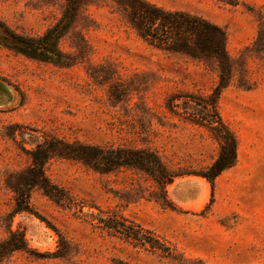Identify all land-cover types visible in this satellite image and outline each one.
Masks as SVG:
<instances>
[{
  "label": "rangeland",
  "instance_id": "obj_1",
  "mask_svg": "<svg viewBox=\"0 0 264 264\" xmlns=\"http://www.w3.org/2000/svg\"><path fill=\"white\" fill-rule=\"evenodd\" d=\"M68 2L0 0V22L38 36ZM76 2L62 63L0 45V242L10 230L26 239L0 264H264V0ZM153 5L226 34L232 73L218 112L237 137V160L213 187L195 174L224 144L205 107L222 70L214 57L143 40L135 23L161 16ZM38 145L53 152L43 187ZM70 147H88L94 163L60 156ZM112 147L147 149L184 175L164 188L140 169L110 170L101 149ZM28 192L30 210L15 212Z\"/></svg>",
  "mask_w": 264,
  "mask_h": 264
},
{
  "label": "trees",
  "instance_id": "obj_2",
  "mask_svg": "<svg viewBox=\"0 0 264 264\" xmlns=\"http://www.w3.org/2000/svg\"><path fill=\"white\" fill-rule=\"evenodd\" d=\"M154 8L161 16L147 18L150 21V25L145 22L147 20L144 22L141 21V23H135V28L143 40L149 45L163 51L185 54L198 60L204 57L202 55L214 57L218 59L217 61L222 70L220 75L222 83L217 88L216 98L211 103L205 102V107H212L214 116L216 117L215 123H217V127L224 136V144L221 146L219 156L215 162L205 172L195 174L205 178L213 187L217 177L223 171L232 167L237 160V137L218 112V98L221 91L230 82L232 73L231 58L224 45L226 34L216 25L198 16H192L184 12L166 11L156 6ZM77 12L76 0H69L67 8L60 20L38 36L16 33L3 22H0V45L31 59L62 63L64 54L61 50L60 43L72 27ZM158 19H160L159 25L161 26L162 34L155 32L156 29H154V25ZM217 34L222 35V42L220 41V43L216 38ZM171 106L174 108V102H172ZM84 149L88 150L89 148L82 147L80 151L75 147H70L67 153L60 154V156L83 161L89 165L93 164L94 160H92V157L95 154ZM40 150L43 151L42 157L41 159L34 158V168L40 172L42 182H36L35 185L43 187V185L49 184V180L45 176L44 165L52 158L53 152L49 146L38 145L34 153ZM101 152L102 156L107 154L103 159L105 165L110 170L118 167L137 168L149 174L157 184L164 188L168 184H171L177 177L184 175L172 172L164 165L156 153L147 149L135 150L112 147L107 149L106 152L104 149H101ZM24 195V201L22 203L24 202L25 206L17 207L15 210L17 213L30 210V192ZM10 234L13 236L11 239L0 242V263L15 252L26 249V239L23 233L10 230Z\"/></svg>",
  "mask_w": 264,
  "mask_h": 264
}]
</instances>
